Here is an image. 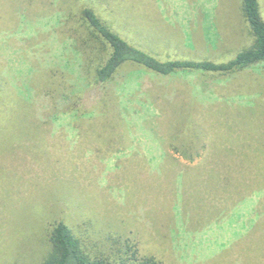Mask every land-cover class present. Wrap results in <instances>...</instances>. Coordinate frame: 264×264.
Instances as JSON below:
<instances>
[{
  "label": "rangeland",
  "instance_id": "374dc122",
  "mask_svg": "<svg viewBox=\"0 0 264 264\" xmlns=\"http://www.w3.org/2000/svg\"><path fill=\"white\" fill-rule=\"evenodd\" d=\"M240 3L0 0V264H39L58 221L164 264H264V68L128 63L91 85L109 47L84 44L77 16L94 8L162 60L218 62L252 42Z\"/></svg>",
  "mask_w": 264,
  "mask_h": 264
},
{
  "label": "trees",
  "instance_id": "16d2710c",
  "mask_svg": "<svg viewBox=\"0 0 264 264\" xmlns=\"http://www.w3.org/2000/svg\"><path fill=\"white\" fill-rule=\"evenodd\" d=\"M79 1V0H78ZM241 18L247 26L252 42L243 47L233 58L227 61L167 59L162 60L130 43L102 17L98 11L89 6H79L77 16L86 34L81 40L87 45V40H96L101 45L109 47V53L100 63L93 66L91 62L83 68V77L89 84H104L112 80L126 64L140 65L161 76H168L179 71H203L219 74H233L245 71L254 66L264 68V18L260 12L259 0H240ZM75 93L69 96L72 101ZM64 101L61 106L68 105ZM69 110V109H68ZM63 113L75 116V111L64 110ZM178 128L182 133L185 127ZM168 174L173 173L167 169ZM168 215H166L167 217ZM162 224L166 231L171 232L170 224L163 215ZM47 248L39 264H164L154 254H142L138 247L118 241L111 235L93 242L88 238L75 234L64 222L58 221L52 226ZM97 243V244H95ZM110 246V247H109ZM16 264V263H11Z\"/></svg>",
  "mask_w": 264,
  "mask_h": 264
}]
</instances>
